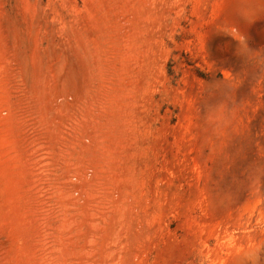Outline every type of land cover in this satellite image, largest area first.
I'll return each mask as SVG.
<instances>
[{"label": "rangeland", "instance_id": "obj_1", "mask_svg": "<svg viewBox=\"0 0 264 264\" xmlns=\"http://www.w3.org/2000/svg\"><path fill=\"white\" fill-rule=\"evenodd\" d=\"M0 264H264V0H0Z\"/></svg>", "mask_w": 264, "mask_h": 264}]
</instances>
